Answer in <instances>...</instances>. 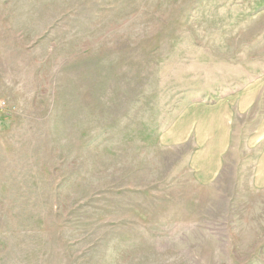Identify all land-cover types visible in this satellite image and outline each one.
I'll return each mask as SVG.
<instances>
[{"label": "rangeland", "instance_id": "obj_1", "mask_svg": "<svg viewBox=\"0 0 264 264\" xmlns=\"http://www.w3.org/2000/svg\"><path fill=\"white\" fill-rule=\"evenodd\" d=\"M0 264H264V0H0Z\"/></svg>", "mask_w": 264, "mask_h": 264}]
</instances>
